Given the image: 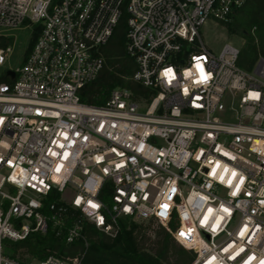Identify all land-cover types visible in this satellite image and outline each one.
Segmentation results:
<instances>
[{
	"label": "built area",
	"instance_id": "2783aa9c",
	"mask_svg": "<svg viewBox=\"0 0 264 264\" xmlns=\"http://www.w3.org/2000/svg\"><path fill=\"white\" fill-rule=\"evenodd\" d=\"M244 1L0 0V68L11 33L38 28L21 66L0 73V264H81L20 260L14 245L149 222L190 264L264 261V59L245 71L237 50L215 57L199 35ZM122 9L131 79L147 94L115 88L85 104Z\"/></svg>",
	"mask_w": 264,
	"mask_h": 264
},
{
	"label": "trees",
	"instance_id": "16d2710c",
	"mask_svg": "<svg viewBox=\"0 0 264 264\" xmlns=\"http://www.w3.org/2000/svg\"><path fill=\"white\" fill-rule=\"evenodd\" d=\"M126 22L127 16L122 9L109 40L99 49L103 59L101 71L79 92L81 102L101 106L115 88L131 91L134 100L147 94V90L131 79L136 64L126 52ZM219 25L228 34L243 39L235 59L239 68L250 71L258 58L264 59V0H245L232 11L227 23ZM37 34L38 28H34L33 44ZM11 40L7 45L12 43ZM67 214L65 221L69 225L77 214L72 210H68ZM81 234L83 239L70 244L55 238L50 231L44 236L34 234L26 241L15 244L14 249L24 250L18 255L20 260H40L54 255L64 256L70 261L73 260L69 257H81V264H190L193 260L192 253L181 248L163 227L152 222L124 224L115 238L107 237L85 223ZM12 256L16 257L15 253Z\"/></svg>",
	"mask_w": 264,
	"mask_h": 264
},
{
	"label": "rangeland",
	"instance_id": "374dc122",
	"mask_svg": "<svg viewBox=\"0 0 264 264\" xmlns=\"http://www.w3.org/2000/svg\"><path fill=\"white\" fill-rule=\"evenodd\" d=\"M33 32L34 28L27 27V23H25L20 29L11 33L12 43L8 45L10 53L7 55L4 66L0 68V73L7 68L15 69L21 66L24 53L28 54L31 50ZM199 35L205 49L215 57H218L226 46L239 51L243 45L241 37L228 34L219 23L213 20H207L201 26Z\"/></svg>",
	"mask_w": 264,
	"mask_h": 264
},
{
	"label": "snow or ice",
	"instance_id": "6c2138e0",
	"mask_svg": "<svg viewBox=\"0 0 264 264\" xmlns=\"http://www.w3.org/2000/svg\"><path fill=\"white\" fill-rule=\"evenodd\" d=\"M169 72H170V70H169ZM93 207H95V205H93ZM261 264H264V261H262Z\"/></svg>",
	"mask_w": 264,
	"mask_h": 264
},
{
	"label": "water",
	"instance_id": "95a60500",
	"mask_svg": "<svg viewBox=\"0 0 264 264\" xmlns=\"http://www.w3.org/2000/svg\"><path fill=\"white\" fill-rule=\"evenodd\" d=\"M237 53V51H234V54H236ZM10 75L12 76V74L10 73Z\"/></svg>",
	"mask_w": 264,
	"mask_h": 264
}]
</instances>
